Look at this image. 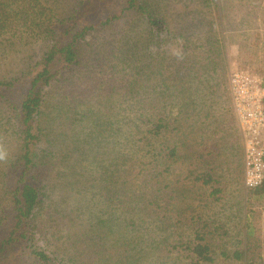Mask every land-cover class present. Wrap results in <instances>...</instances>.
<instances>
[{"label": "trees", "instance_id": "16d2710c", "mask_svg": "<svg viewBox=\"0 0 264 264\" xmlns=\"http://www.w3.org/2000/svg\"><path fill=\"white\" fill-rule=\"evenodd\" d=\"M158 1L123 0L120 7L122 14L131 11L145 19L140 22L147 31V48L155 45L156 77L163 75L161 35L170 32ZM92 5L96 21L82 20L78 9L57 18L41 0H0V58L16 43L26 46L37 41L44 46L20 75L0 78V264H137L147 255L149 264H167L168 254L175 251H186L190 264H213L215 254L204 234L194 232L184 243L165 241L172 232L161 235L167 228L162 220L168 206L162 205L161 196L169 187L162 185L161 164L166 160L165 171L180 157L179 117L166 111L168 103L162 109L159 102L152 104L154 115L137 114L134 104L109 105L112 87L110 93L92 90L91 96L95 92L92 97L97 98L92 104L90 95L73 80L53 102V88L66 72L72 78L71 66L88 51V35L120 15ZM105 12L109 15L104 19L98 17ZM176 35L186 48L189 36ZM197 94V89L191 95L188 89L186 95L194 99ZM112 105L114 114L105 115ZM185 105L180 106L181 114ZM132 112L136 114L125 115ZM108 138L114 149L97 163L93 146ZM8 143L13 144L6 151ZM193 179L213 182L207 171L194 174ZM170 187L172 197L176 189ZM63 190L73 195L68 210L54 202ZM250 193L262 195L264 181ZM147 217L154 222L149 230L158 231V239L147 237V224H151ZM262 252L264 244L247 223L242 246L218 254L240 264H264Z\"/></svg>", "mask_w": 264, "mask_h": 264}, {"label": "rangeland", "instance_id": "374dc122", "mask_svg": "<svg viewBox=\"0 0 264 264\" xmlns=\"http://www.w3.org/2000/svg\"><path fill=\"white\" fill-rule=\"evenodd\" d=\"M41 2L51 7L57 18L67 17L78 9L82 20L96 21L97 16L91 14L95 6L92 4L100 5L97 7L99 10L109 9L120 14L115 19L117 21L98 27L88 35V51H83L79 64L71 66L72 78L66 76L70 71L66 72L53 88V102L59 96L57 92L67 90L70 80H73L90 95L92 104L97 101L92 97L95 92L91 96L92 90L97 88L100 92L110 93L114 87L110 98L105 97L109 98V105L134 104L137 114L142 111L143 114L154 115L156 112L151 105L159 102L162 109L167 102L166 111L171 110L172 116L179 117L177 149L180 157L175 164L169 163L165 171L166 160L161 164L162 185H169L161 196L165 201L162 205L168 204L166 218L162 220L167 228L166 231L161 230V235L167 236L172 232L167 236L169 239L164 240L184 243L198 231L204 234L205 241L214 251L213 264H240L222 258L218 252L242 246L247 223L252 224L263 245L264 193L254 196L243 184L239 161L242 140L232 109L228 79L234 67L248 68L264 76V0H159L161 19L170 31L161 35L164 39L159 50V65L163 75L159 77L154 72L155 45L150 44L147 48V31L140 22L145 19L131 11L120 13L123 0ZM108 15L105 12L98 17L104 19ZM179 32L190 38L186 48H183L184 41L176 35ZM208 40L211 41L207 43ZM42 45L33 41L26 46L18 43L11 46L7 55L0 58V78L20 75V71L42 52ZM212 68H216L215 73ZM188 89L190 95L197 89V97H188ZM160 90H163L161 96L158 95ZM194 94L195 91L192 96ZM203 102L202 108L196 106ZM183 103H186V111L181 114L179 110ZM114 105L111 106L112 111L105 110L104 114H114ZM109 140L112 139L93 146L97 163L98 159L108 156V150L114 149L115 145ZM12 144L8 143L5 150H10ZM207 161L210 164H206ZM105 163L110 164L111 160ZM87 164L93 165V161ZM190 170L194 174L209 172L213 182L203 184L194 180V174L188 176ZM170 185L176 189L172 197ZM213 188L218 191L214 192ZM72 196L63 190L54 196V202L68 210ZM63 197L67 198L65 202ZM147 222L151 223L147 224V237L158 239L159 232L149 230L154 222L148 217ZM48 238L51 239V235ZM187 255L186 251L172 252L168 254L167 264H190ZM142 259L137 264H149L150 255Z\"/></svg>", "mask_w": 264, "mask_h": 264}, {"label": "built area", "instance_id": "2783aa9c", "mask_svg": "<svg viewBox=\"0 0 264 264\" xmlns=\"http://www.w3.org/2000/svg\"><path fill=\"white\" fill-rule=\"evenodd\" d=\"M228 90L242 140L243 184L247 189L264 181V86L252 70L234 67Z\"/></svg>", "mask_w": 264, "mask_h": 264}, {"label": "crops", "instance_id": "0c3cea01", "mask_svg": "<svg viewBox=\"0 0 264 264\" xmlns=\"http://www.w3.org/2000/svg\"><path fill=\"white\" fill-rule=\"evenodd\" d=\"M239 159H241V160H239V161L241 162L242 177H243V165H242V157H241V158H239Z\"/></svg>", "mask_w": 264, "mask_h": 264}]
</instances>
